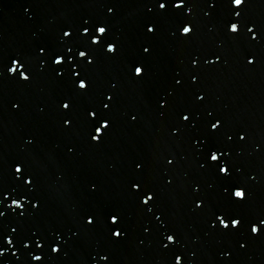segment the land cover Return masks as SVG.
Instances as JSON below:
<instances>
[{"label":"water","instance_id":"1","mask_svg":"<svg viewBox=\"0 0 264 264\" xmlns=\"http://www.w3.org/2000/svg\"><path fill=\"white\" fill-rule=\"evenodd\" d=\"M57 56L36 0H0V264H203Z\"/></svg>","mask_w":264,"mask_h":264},{"label":"snow or ice","instance_id":"2","mask_svg":"<svg viewBox=\"0 0 264 264\" xmlns=\"http://www.w3.org/2000/svg\"><path fill=\"white\" fill-rule=\"evenodd\" d=\"M182 3H183V0H180V3H179V4L177 3V4H176V7H177V8L181 7ZM243 3H244V0H234V4L237 5V6H240V5L243 4ZM159 7H160L161 9H165V8H166V4H165V3H160ZM237 15H239L238 12H237ZM230 25H231V29H230L231 32L235 33V32L238 31L237 24H235V23H230ZM98 30H99L100 33H104V32H105V28H104V27H99ZM148 31H149V32H152V31H154V28H153L152 26H149V27H148ZM191 31H192V29H191L190 27H183V32H184V33H189V32H191ZM249 31H252V29H249ZM84 32L87 33V32H88V29L85 28V29H84ZM64 35H65V36H68V35H70V33H69V32H65ZM147 51H148V49H145V52H147ZM79 55H80V56H85V52L81 51V52H79ZM57 57H62V56H57ZM57 57L55 58V63H56V64H61V63L63 62V57H62V60H61V59H57ZM17 64L19 65V62H18V61H13V65H17ZM134 70H135V74H136L137 76L142 75V74H141V72H142L141 67H135ZM10 71H12V72L15 73V72L17 71V69H16V67L14 66V67H12V68L10 69ZM20 74H21V76H23V79H24V80H27V79L29 78L27 75H23L22 72H21ZM78 86H79V88H85V87H86V85L84 84L83 80H80V81H79V85H78ZM63 107H64L65 109H67V108L69 107V104H68V103H65V104L63 105ZM105 107H107V105H105ZM91 115H92V116H95L96 113L93 112V113H91ZM183 119H184V120H187V119H189V117H188V116H184ZM218 123H219V122L217 121V123L212 124L211 127H212L213 129H216L217 126H218ZM107 127H108V122L105 120V121L101 122L100 126L96 127L95 131H96V133H97V132L100 131L101 128L105 129V128H107ZM99 138H100V136H98V135L93 136V139H94V140H98ZM216 153H217L216 151H212V152H211L210 160H211L212 162H216V161H218L219 158H220V156L216 155ZM16 171L19 172L20 169H19V168H16ZM219 172H220V173H224L225 175H227V174L229 173V169H228V167H226V166H221V167L219 168ZM134 187H138V185H134ZM235 195H236L237 197H241V198H242V197L244 196V192H243V191H236V192H235ZM152 199H153L152 195L149 194V195H147V196L144 198V201H143V202H144L145 204H147V203H149V201L152 200ZM218 219H219L220 224H221L224 228H228V227H229V222H228V220H227V222H225V218H224V217L219 216ZM111 221H112L113 224L118 223V222H119L118 216H116V215L111 216ZM91 222H92V220L89 219V223H91ZM240 223H241V222H240L239 219H232V220H231V226L234 227V228H235V227H238V226L240 225ZM260 223H261V224H264V221H261ZM251 231H252L253 233H258L259 228L256 227L255 224H254V225L252 226ZM114 235L117 236V237H119V236L121 235V232H120L119 230H117V231L114 232ZM167 239H168V241H173L174 237L171 236V235H169V236L167 237ZM52 250H53L54 252H55V251H58V249H57L56 247H53ZM36 259H40V258H39V257H36ZM177 264H181V262H180V257H177Z\"/></svg>","mask_w":264,"mask_h":264}]
</instances>
